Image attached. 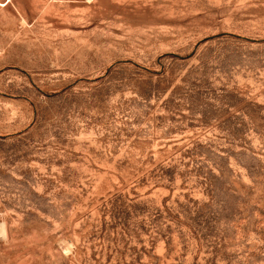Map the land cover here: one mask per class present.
I'll list each match as a JSON object with an SVG mask.
<instances>
[{
    "label": "rangeland",
    "instance_id": "rangeland-1",
    "mask_svg": "<svg viewBox=\"0 0 264 264\" xmlns=\"http://www.w3.org/2000/svg\"><path fill=\"white\" fill-rule=\"evenodd\" d=\"M0 264H264V0H0Z\"/></svg>",
    "mask_w": 264,
    "mask_h": 264
}]
</instances>
